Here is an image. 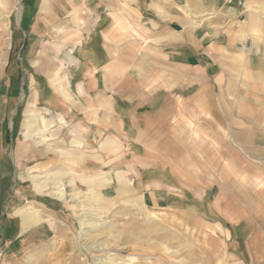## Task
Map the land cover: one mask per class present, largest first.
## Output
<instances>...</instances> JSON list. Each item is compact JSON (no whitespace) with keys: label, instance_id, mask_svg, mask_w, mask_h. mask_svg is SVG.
Segmentation results:
<instances>
[{"label":"crops","instance_id":"obj_1","mask_svg":"<svg viewBox=\"0 0 264 264\" xmlns=\"http://www.w3.org/2000/svg\"><path fill=\"white\" fill-rule=\"evenodd\" d=\"M129 1L128 11L138 2L150 17L128 19L123 37L144 46L116 57L111 44L122 32L114 20L102 27L103 61L75 81L76 100L58 106L31 98L23 109L18 90L0 84V109L9 97L17 117L14 133L0 130V173L6 156L12 166L33 161L45 171L55 163L45 158L55 140L66 190L81 188L106 207L118 202L143 220L172 204L173 187L211 188V172L228 167L264 172V0ZM25 209L2 214L6 240L39 223ZM251 242L248 264H264L263 244Z\"/></svg>","mask_w":264,"mask_h":264},{"label":"rangeland","instance_id":"obj_2","mask_svg":"<svg viewBox=\"0 0 264 264\" xmlns=\"http://www.w3.org/2000/svg\"><path fill=\"white\" fill-rule=\"evenodd\" d=\"M129 2L0 0V84L8 85V92L18 90L23 109L31 98L47 105L57 101L58 106L76 100L75 81L103 61L98 35L102 27L114 20L122 32L111 44L116 57L124 50L137 54L144 46L137 36L123 37L128 19L138 21L139 13L142 20L150 17L143 7L137 9L138 2L131 3L138 11H128ZM7 102L0 109L2 135L14 133L17 119ZM60 111L55 115L62 130L66 121ZM50 142L45 158L55 163L45 171L33 161L16 165L13 159L12 166L6 156L0 173V264H248L246 244L253 240L252 245L264 247L263 171L228 167L226 174L211 172V188L173 187L172 204L146 211L142 220L117 201L106 207L101 199L95 203L79 193L81 188L66 190L58 141ZM6 147L8 151L10 145ZM27 206L38 209L44 220L6 240L3 215L12 218L17 208Z\"/></svg>","mask_w":264,"mask_h":264},{"label":"bare ground","instance_id":"obj_3","mask_svg":"<svg viewBox=\"0 0 264 264\" xmlns=\"http://www.w3.org/2000/svg\"><path fill=\"white\" fill-rule=\"evenodd\" d=\"M4 5V4H3ZM2 6V5H1ZM3 7V6H2ZM6 7V6H5ZM74 22H75V20H74ZM76 23V22H75ZM53 75V74H52ZM30 116V119L28 120V121H26L27 123H26V125H25V132L26 131H28V129L30 128V127H32V122H33V119H34V117H33V115L31 114V115H29ZM29 118V117H28ZM25 212L26 213H29L30 215L32 214V218H33V222H39V221H42V220H44V219H41V217H39L38 216V214H36V212H34V211H29V210H25ZM25 213V214H26ZM25 222V221H24ZM26 224H28L27 222L26 223H24V225H26Z\"/></svg>","mask_w":264,"mask_h":264},{"label":"built area","instance_id":"obj_4","mask_svg":"<svg viewBox=\"0 0 264 264\" xmlns=\"http://www.w3.org/2000/svg\"><path fill=\"white\" fill-rule=\"evenodd\" d=\"M238 4L244 5V0H238Z\"/></svg>","mask_w":264,"mask_h":264}]
</instances>
